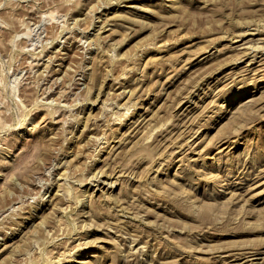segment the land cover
<instances>
[{
  "label": "rangeland",
  "instance_id": "1",
  "mask_svg": "<svg viewBox=\"0 0 264 264\" xmlns=\"http://www.w3.org/2000/svg\"><path fill=\"white\" fill-rule=\"evenodd\" d=\"M0 264H264V0H0Z\"/></svg>",
  "mask_w": 264,
  "mask_h": 264
},
{
  "label": "bare ground",
  "instance_id": "2",
  "mask_svg": "<svg viewBox=\"0 0 264 264\" xmlns=\"http://www.w3.org/2000/svg\"><path fill=\"white\" fill-rule=\"evenodd\" d=\"M45 9V8H44ZM53 12V11H52ZM55 12V11H54ZM49 13V12H48ZM50 16H53V14L50 12V14H49ZM48 15V16H49ZM55 15V14H54ZM47 17V16H46ZM44 18V17H43ZM49 18H52V17H49ZM54 18V17H53ZM46 20V19H45ZM39 21V20H38ZM42 21V20H41ZM102 137V136H101ZM62 177V176H61ZM62 254V253H61Z\"/></svg>",
  "mask_w": 264,
  "mask_h": 264
}]
</instances>
